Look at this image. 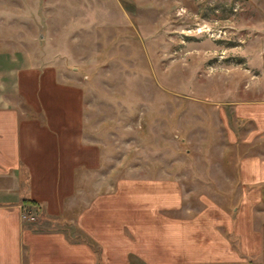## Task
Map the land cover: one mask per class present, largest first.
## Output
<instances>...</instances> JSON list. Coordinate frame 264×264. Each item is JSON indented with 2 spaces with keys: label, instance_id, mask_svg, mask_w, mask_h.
<instances>
[{
  "label": "rangeland",
  "instance_id": "1",
  "mask_svg": "<svg viewBox=\"0 0 264 264\" xmlns=\"http://www.w3.org/2000/svg\"><path fill=\"white\" fill-rule=\"evenodd\" d=\"M44 7L51 18L32 20ZM30 12L27 36H2L0 22V50L44 67L38 91L62 94L97 146L94 184L174 175L191 209L218 199L204 175L220 172L223 146L230 154L223 114L264 87V0H60ZM19 88L38 92L31 74Z\"/></svg>",
  "mask_w": 264,
  "mask_h": 264
},
{
  "label": "crops",
  "instance_id": "2",
  "mask_svg": "<svg viewBox=\"0 0 264 264\" xmlns=\"http://www.w3.org/2000/svg\"><path fill=\"white\" fill-rule=\"evenodd\" d=\"M36 3L60 0H0L10 30L2 36L29 35L23 23ZM51 16L44 7L32 20ZM24 54L0 50V264H264V87L223 114L230 154L223 146L220 172L204 175L218 199L194 210L174 175L108 185L103 174L94 184L97 146L81 137L62 94L38 91L44 67ZM28 74L32 95L19 88ZM258 142L261 152L251 153Z\"/></svg>",
  "mask_w": 264,
  "mask_h": 264
}]
</instances>
